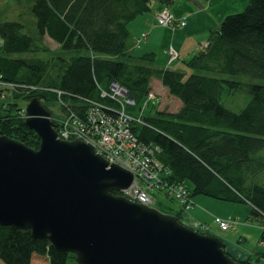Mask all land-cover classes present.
<instances>
[{
	"label": "trees",
	"instance_id": "trees-1",
	"mask_svg": "<svg viewBox=\"0 0 264 264\" xmlns=\"http://www.w3.org/2000/svg\"><path fill=\"white\" fill-rule=\"evenodd\" d=\"M153 1L28 0L34 20L24 21L20 14L17 20L0 19V94L7 98L0 102V134L37 149L38 137L25 125L17 100L38 97L53 107L58 103L53 89L62 92L60 98L71 108L89 98L115 116L110 108L119 103L109 90L115 81L139 109L150 103L156 108L150 82L157 78L181 106L175 112L129 114L140 122L131 119L127 125L144 145L157 147L153 153L160 165L157 187L173 202L178 201L167 189L182 185L191 200L204 195L249 205L251 216L262 221L259 240L264 243V184L252 175L254 161L264 151V84L245 83L250 99L239 111L221 101L225 91L242 87L230 75L264 78V0H249L243 11L225 16L219 28L209 32L207 43L182 59L179 69L156 67L153 53L139 54L140 43L132 41L129 23L149 11ZM45 37L61 53L41 57L49 51ZM58 106L64 109L61 103ZM179 206L170 211L157 208L184 222L194 202L187 210ZM259 259H264V252L237 260L255 264ZM69 260L75 263L71 252L34 238L29 230L0 225V262Z\"/></svg>",
	"mask_w": 264,
	"mask_h": 264
},
{
	"label": "water",
	"instance_id": "water-1",
	"mask_svg": "<svg viewBox=\"0 0 264 264\" xmlns=\"http://www.w3.org/2000/svg\"><path fill=\"white\" fill-rule=\"evenodd\" d=\"M24 110L39 147L0 134V225L29 230L77 264H244L217 236L114 194L132 172L89 143L58 138L41 99Z\"/></svg>",
	"mask_w": 264,
	"mask_h": 264
},
{
	"label": "rangeland",
	"instance_id": "rangeland-1",
	"mask_svg": "<svg viewBox=\"0 0 264 264\" xmlns=\"http://www.w3.org/2000/svg\"><path fill=\"white\" fill-rule=\"evenodd\" d=\"M27 1L28 0H0V19L17 20L19 19V14H20L21 18L24 21L25 20L30 21L31 19L34 20V18L30 16L28 13V2ZM175 1H178V0H175ZM248 2L241 4V6H236L234 13L243 11V9L246 7ZM196 5L200 8L199 4L196 3ZM166 14H170L173 18H176L169 10L162 9L158 11L156 14L155 24L162 26V27L171 28V29L176 28L175 25H173V23L168 24V22L166 21L164 22V17L166 16ZM177 20H180V19H177ZM146 35H147L146 31L141 32L136 38V41H134V43L135 44L141 43V41L145 39ZM43 43L49 49V51H45L44 53L40 54L41 57L47 58L50 55L61 53L58 45L53 40L49 39L48 37L44 38ZM173 51L174 50L171 47L167 50V54L169 55L170 59H175V57H173L175 56V53ZM229 78L236 79L242 82L241 88L236 89L232 92L225 91L221 97V101L225 105V107L233 111L241 110L250 99V95L246 89L245 83L264 84V78H253V77H249V76L242 75V74L230 75ZM151 82L152 83H151V91H150L151 93L150 94H152V96L150 97L155 98L154 100L158 101L156 104V108H153L152 104L150 103L149 107H142V109H139V105H133L134 99L129 95L127 91V93L125 94V98L122 100V105L125 104L124 113L133 114V115H142V114H148V113L154 114L156 109L165 110V112H175L178 110L179 105H180L178 99L177 98L175 99L172 95H170L168 90L165 87H161V85H159L157 81L152 80ZM22 88L28 89L27 86H22ZM103 90L104 89H102L101 92ZM6 99L7 98L5 97V95L0 94V102L5 101ZM128 99H130V101H127ZM17 102L20 108H24L28 100L24 98H20L17 100ZM56 102L67 104V102H65L64 99L62 98H58ZM49 103L51 102H48V104L45 103V106L50 111V116H49L50 120L52 121L53 117H61L60 114L62 110L58 108L59 107L58 103H56L54 106L52 105L53 107H51V104ZM146 103H148V101ZM85 105L86 103H83V104L81 103L77 106L81 108V107H84ZM129 105H133V106L130 107ZM74 109L77 110L78 108H74ZM253 166H254V169L252 171V175L255 176L254 181H256L257 183L264 184V151H261L257 155ZM139 178L141 177L137 175L136 179L132 180V182L136 181ZM146 183L148 186L143 185V184L141 185L145 187V190L148 191L150 195L149 199L151 203L147 205L154 206L156 208L158 207L164 211H170L169 208H172L174 210L179 209L180 207L179 202H176L175 200L174 202L170 201L166 197L165 190L163 192L160 191L159 188L157 187L158 185L156 186L155 184H149V181H146ZM187 185L189 184L187 183ZM129 189H130L129 187L126 188V190H129ZM126 190L122 189V193H119V194L125 196L128 199L138 202L136 199L132 198L131 195H134V194L129 195V193H127ZM131 192L132 190L130 189V193ZM200 196L205 197L206 198L205 200H207L209 203L205 201L198 202V203L196 202L195 207L189 212L191 217H195L201 222V223L200 222L198 223L197 231L199 232L207 231L209 234L215 235L218 238L222 239L225 243V247H227L226 251L236 260L239 258H237L234 254L236 253L238 255V250L240 251L242 249L253 250L255 247H258L259 245L258 241H259V236L261 232L262 221L258 218H254L251 216L250 214L251 209L249 205L244 204V203L234 204V203L221 201V200L214 199V198L204 196V195H200ZM200 196H194L193 198L195 199L196 197H200ZM164 213H167V212H164ZM187 219H192V218H189V217L182 218V221H184L185 224L189 225V223H187L189 220ZM223 220H226V221L231 220V222L227 224L226 228H223L220 225V222ZM243 232L244 233L246 232L247 234H243ZM230 251L233 252L234 254L231 253ZM0 264H4V263L0 262ZM67 264H75V263L69 260Z\"/></svg>",
	"mask_w": 264,
	"mask_h": 264
},
{
	"label": "built area",
	"instance_id": "built-area-1",
	"mask_svg": "<svg viewBox=\"0 0 264 264\" xmlns=\"http://www.w3.org/2000/svg\"><path fill=\"white\" fill-rule=\"evenodd\" d=\"M165 21L168 24L173 23L175 27L185 25L184 18L177 20L170 14H166L164 17ZM9 86L12 87V85ZM109 90L112 97H115L120 105L114 107L115 109L110 108V110L115 112V116L108 114L104 106L98 101L87 98L85 99L87 106L74 110L71 106L66 105L61 111V117H53L54 129L60 139H79L91 144L96 153L103 156L109 164H117L132 172L133 180L136 179L137 175L141 177L133 181L129 186L132 190L131 193L130 189L125 190L129 195L134 194L131 196L138 202L150 204L149 192L145 190L143 185L148 186L146 181L155 185L159 182L157 172L160 169V165L153 156L157 147L144 145L129 130L128 122L131 119L140 122V119L124 113L125 104L122 105V100L127 93L126 88L120 86L117 82H113L110 84ZM104 94L102 92V96ZM127 101H130V99ZM61 104L64 105L63 103ZM167 190L185 210L190 208L192 200L188 197V192L182 185L171 186ZM229 222L231 220H223L220 225L226 228Z\"/></svg>",
	"mask_w": 264,
	"mask_h": 264
},
{
	"label": "crops",
	"instance_id": "crops-1",
	"mask_svg": "<svg viewBox=\"0 0 264 264\" xmlns=\"http://www.w3.org/2000/svg\"><path fill=\"white\" fill-rule=\"evenodd\" d=\"M248 1L249 0H171L170 3H165L161 0H154L151 4V9L130 22L128 28L133 42L141 32H147L145 39L140 43L138 49L139 54L146 52L153 53L154 64L158 68L179 69L181 68L182 59L200 50L207 43L209 32L211 30H217L225 16L234 13L236 6H241V4ZM196 3L200 5V8ZM162 9L169 10L177 19L185 18V25L174 29L156 25V14ZM170 47L174 50L175 59H170L167 54V50ZM152 80L157 81L159 85H161L157 78H152ZM151 83L152 82H150V86ZM161 87L164 86L161 85ZM157 102L158 101H156V103ZM180 106L181 103L179 107ZM205 199L206 198L202 196L196 197L195 199L193 198L192 201L194 202V206L184 214V218L189 217L193 219H187L189 220L187 223L194 229L198 228V223L200 221L195 217H191L189 212L195 207L196 202L205 201L209 203ZM243 234L247 233L243 232ZM258 242V247H255L253 250H238V255L230 252L239 259H246L256 253L264 252V243L260 240ZM255 264H264V259H259Z\"/></svg>",
	"mask_w": 264,
	"mask_h": 264
},
{
	"label": "bare ground",
	"instance_id": "bare-ground-1",
	"mask_svg": "<svg viewBox=\"0 0 264 264\" xmlns=\"http://www.w3.org/2000/svg\"><path fill=\"white\" fill-rule=\"evenodd\" d=\"M10 84H7V86H9ZM52 91H54L55 93H57V97L58 98H60L61 97V95H62V92L60 91V90H52ZM60 92V93H59ZM82 101H84L83 99H81ZM44 103V102H43ZM64 104V103H63ZM44 105H45V103H44ZM63 107L65 108L66 107V104H64L63 105ZM25 108V107H24ZM24 108H21V110H20V112H21V114H22V116L25 118V110H24ZM119 193H122V190L121 191H119ZM73 254V253H72ZM73 259H74V254H73ZM74 261H75V259H74ZM75 263L77 264V262L75 261Z\"/></svg>",
	"mask_w": 264,
	"mask_h": 264
}]
</instances>
